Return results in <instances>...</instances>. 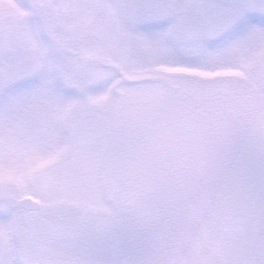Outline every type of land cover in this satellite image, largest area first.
I'll use <instances>...</instances> for the list:
<instances>
[{"label": "snow or ice", "instance_id": "obj_1", "mask_svg": "<svg viewBox=\"0 0 264 264\" xmlns=\"http://www.w3.org/2000/svg\"><path fill=\"white\" fill-rule=\"evenodd\" d=\"M0 264H264V0H0Z\"/></svg>", "mask_w": 264, "mask_h": 264}]
</instances>
